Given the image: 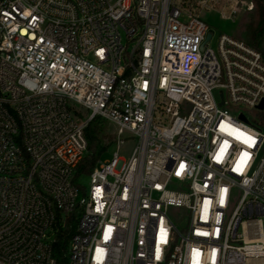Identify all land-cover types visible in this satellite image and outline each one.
<instances>
[{"label":"built area","instance_id":"2783aa9c","mask_svg":"<svg viewBox=\"0 0 264 264\" xmlns=\"http://www.w3.org/2000/svg\"><path fill=\"white\" fill-rule=\"evenodd\" d=\"M207 1L0 0V264H264V131L238 109L264 57ZM95 116L117 151L87 186Z\"/></svg>","mask_w":264,"mask_h":264},{"label":"rangeland","instance_id":"374dc122","mask_svg":"<svg viewBox=\"0 0 264 264\" xmlns=\"http://www.w3.org/2000/svg\"><path fill=\"white\" fill-rule=\"evenodd\" d=\"M255 3L254 10H238L236 14L232 13L234 0H208L207 6L200 7L196 4H189V8L198 13L199 16L207 22L209 30L215 33V36L221 33L236 36L243 39L247 43L251 44L254 39L255 33L264 20V12L262 11L261 0H253ZM264 1V0H263ZM215 46V40L212 43ZM252 45V44H251ZM128 47L130 45H127ZM70 109L77 117L82 119L89 116L90 110L83 105L74 101L70 102ZM241 110L247 119L253 124L257 125L264 131V109L254 108H238ZM237 109V110H238ZM105 133L103 143L107 146V151L101 156V160H107L112 158L117 151L115 127L108 120H105ZM126 143L120 149V154L126 155L128 149L132 144L136 142L134 136L125 138ZM88 153V151H87ZM81 182H84L87 186L92 182L90 175L83 174L79 177Z\"/></svg>","mask_w":264,"mask_h":264},{"label":"trees","instance_id":"16d2710c","mask_svg":"<svg viewBox=\"0 0 264 264\" xmlns=\"http://www.w3.org/2000/svg\"><path fill=\"white\" fill-rule=\"evenodd\" d=\"M261 2L262 11L264 12V1L261 0ZM251 44L259 50L264 57V20L261 22L258 31L255 33ZM105 120L106 119L103 117L95 116L89 121L88 126L86 127L85 136L88 142V153L77 167V173L75 176L76 181L83 174L91 175L99 160H101V156L107 151V146L103 143ZM70 235V231L66 232L65 235H59L54 246V256L58 258L61 263L64 262L62 251L66 250Z\"/></svg>","mask_w":264,"mask_h":264},{"label":"water","instance_id":"95a60500","mask_svg":"<svg viewBox=\"0 0 264 264\" xmlns=\"http://www.w3.org/2000/svg\"><path fill=\"white\" fill-rule=\"evenodd\" d=\"M211 37V33H208L207 35V40ZM259 109H264V100L262 103L259 105ZM243 119L245 118L244 116H241Z\"/></svg>","mask_w":264,"mask_h":264}]
</instances>
